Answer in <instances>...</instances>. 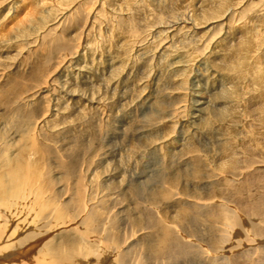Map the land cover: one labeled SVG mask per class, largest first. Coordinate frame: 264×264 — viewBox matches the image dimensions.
<instances>
[{
	"label": "bare ground",
	"instance_id": "1",
	"mask_svg": "<svg viewBox=\"0 0 264 264\" xmlns=\"http://www.w3.org/2000/svg\"><path fill=\"white\" fill-rule=\"evenodd\" d=\"M263 27L264 0H0V87L7 92L21 82L18 90L24 94L15 96L14 103L9 95L2 99L15 109L18 128L0 132V200L25 197L15 218L21 219L25 210L40 214L37 224L31 219L33 228H24L14 215L6 219L0 213V264H157L163 253L193 259V249L199 248H192V236L185 233L199 211L181 209L182 201L196 202L181 192L165 205H171L166 218L172 224L151 230L142 255L133 253L131 240L122 248L107 246L111 223L127 222L122 209L126 197L146 201L154 192L136 171L140 164L131 154L132 142L121 143L124 153L105 142L85 159L69 156L67 164L59 165L62 174L54 175L55 163L60 154L75 152L84 137L94 136V130L111 132L106 128L113 123L120 136L161 135L159 154L173 162L172 171L179 168L177 161L195 158L204 166L224 163L234 141L224 130L229 108L239 106L247 85L251 97L264 98ZM41 61L56 67L35 88L26 76L37 75ZM10 69L20 70L12 80ZM212 135L218 140L212 155L193 149L211 142ZM156 144V139L145 144L142 157L151 158ZM99 163L103 170L96 169ZM128 169L136 171L135 179L125 178ZM43 170L54 171L48 176ZM65 170L74 179L51 192L50 184ZM116 177L135 191L110 187ZM202 180L195 179L196 185ZM78 189L82 201L88 195L82 208L79 203L81 210L106 213L105 219L91 220L94 229L76 231L75 215L52 220L54 213H68L72 199L78 205ZM106 193L116 198L107 212L101 204ZM151 210L159 214L157 208ZM70 222L74 228L56 229Z\"/></svg>",
	"mask_w": 264,
	"mask_h": 264
},
{
	"label": "rangeland",
	"instance_id": "2",
	"mask_svg": "<svg viewBox=\"0 0 264 264\" xmlns=\"http://www.w3.org/2000/svg\"><path fill=\"white\" fill-rule=\"evenodd\" d=\"M8 34H13V29H10ZM7 61H10V59ZM55 67L56 64L54 62L46 63L41 61L37 69L38 74L30 75L27 73L26 78L32 82L31 84L34 85L35 88H38L43 85L42 82L47 78L50 79V77H47V74ZM19 72V69H10L9 80L14 79ZM16 83L17 82H14L11 85H15ZM20 83H18V87H15L16 89L11 88V90L7 92H3L1 90L2 87H0V119H3L2 122H0V125H2L0 127V132H2L3 129L6 131L9 129L14 131L18 128L15 125V120L18 119L15 109L13 106L9 108L8 104L3 105L2 99L5 95H9V98L13 100L14 103L15 96L19 95L18 97H20L24 95L18 90L23 87ZM6 84L7 82L4 83L3 87L6 86ZM247 87L250 88L249 85H247ZM247 87L246 94L242 96L239 106H231L228 111V120L226 121L224 130L234 136V141H232L233 146L226 152V157L223 159L225 161L224 163L218 161L219 163H217L219 165L215 163L213 166H204L195 158V161L192 163L185 160L177 161L176 164L179 168L172 171L173 162L168 159H162L161 154H159L161 150L160 147H162L163 150L161 135L157 133L147 134L144 132L141 134L126 133L120 136L118 129L115 127L116 124L113 123L109 124V127L106 128L112 129L108 134H102L100 128L96 129L94 130V136L84 137L82 139L81 146H78L74 150L75 152H71V150L65 152L64 155L60 154L61 157H59L55 163V171H43L48 176H50L53 171L54 175H57V173L62 174L64 172V167L59 165L67 164L71 160L69 156L85 159L89 157L90 154H94L98 150L104 148L103 144H105V142L109 143L106 145L111 146L113 149L119 148V146L121 147V143L125 140H127L128 145L132 142L129 145L132 149L131 154L140 164V168L136 171H140L141 177L144 176L149 180L151 183V185H149V190L154 188V192L151 198L146 201H142L139 198L137 199L136 196L134 198L126 197V200L123 201L124 206L122 209L125 210L127 222L124 224H119L118 221L111 223L109 231L111 239L107 243L108 247L116 248L120 245L122 248L128 240H131L130 248L133 247V253L142 255L147 249L144 243L149 241V233L151 230L172 224L171 220L166 218L170 215V212L166 210L171 205L169 207L165 205L169 202L172 204L174 192H181L184 193L183 196L193 197V200H196L194 204H192L193 201L191 200H186V202L182 201L180 207L184 211H190L193 208L199 211L197 214V222L192 228H186L188 231L185 233L188 238L192 236L190 238L193 240L189 238L191 242L193 241L192 248H199V250L195 251V249H193V259L191 257L188 261H185L184 258L171 257L163 253V255L161 254L157 257V264H264V98L258 100L259 97H251L250 93L252 90ZM32 90L33 89L29 91ZM262 90H264V88ZM262 90L260 89L258 91ZM24 92L27 94L28 90L22 93ZM20 110L23 112L28 111L25 108H20ZM148 122L149 120L146 119V124ZM140 126L146 125L142 123ZM224 130H220L219 134L223 133ZM97 131L101 134L98 135ZM211 138V142L210 140L201 142L193 149L195 151L196 149L201 150L204 153L212 155L218 140H216V135H212ZM90 139L92 140L90 141ZM155 139L159 144L155 145L157 151L151 149L154 152L153 155H150L151 158L148 156L147 158H143V154L147 155L143 152V150L146 149L145 144L153 143ZM23 141L26 140L24 139ZM88 145L89 147H87ZM120 151L122 150L119 148V152ZM122 153H124V150ZM108 159L109 158L105 156L104 162ZM103 166L104 164L99 163L96 169L103 170ZM136 171L128 169L125 173V178L135 179L132 178V175L136 174ZM69 175H72V173L65 170V174L62 175L60 179H55L54 184H50V191L54 193L59 183H71L74 179V175ZM78 179L81 180L80 177H78ZM195 179L204 180L198 182L196 185ZM139 180H141V178ZM113 181L114 183L111 184L108 182V185L114 189H117L116 185H121L129 194L135 191L133 189L135 186L127 185L118 177ZM77 184H82L81 186L84 187L82 181ZM82 191V189H78L76 192L77 196H75V199L78 201V205H76L75 200L72 199V204L70 205L71 209L68 210V213L64 211V215L60 214L58 217H56L54 213L53 216L55 218H52V220L57 222L60 220L59 218H61V216L62 218L65 217V219L70 220V218H73L75 215V219H77L79 223L78 226L70 222L65 225L61 224L56 229H63L61 227L67 229L70 224L72 228L75 226L76 231L83 228L94 229L96 225L91 220H96L97 218L105 219L106 213H103L100 209H96L94 214H92L93 216L80 209V201L82 202V208L84 201L88 197V195H86L85 200L82 201ZM98 195L100 196L101 193ZM114 197L115 195H110L108 193L101 197V199H105V201L101 203L103 211L107 212L110 207V202L116 199H114ZM14 198L7 197L6 199L0 200L1 215L5 218L14 215V220L23 221H20L21 226L29 228L31 224L30 227L33 228L34 223L37 224V219L40 217V214H36L34 210H30L31 212L29 213L28 210H25L27 214L24 213L21 219L15 218L17 209L19 211L25 197L24 199H22V197H17L18 199ZM2 201L5 205L7 204V211ZM12 205H15V207ZM151 208H157L159 214L157 215ZM71 212L72 214H70ZM77 214L81 219H79ZM36 215L39 217L37 218ZM43 215H41V217ZM33 216H35L34 219L32 218ZM29 217L30 220H27ZM31 219L32 221L35 220L33 221L34 223ZM179 223L180 221H178L176 225ZM185 234L184 236H186ZM78 235L79 234H77L76 237H78ZM151 251L155 250L152 249ZM131 252L132 251L129 253ZM102 261L103 259H101V262ZM179 261H181V263ZM101 264H104V261Z\"/></svg>",
	"mask_w": 264,
	"mask_h": 264
}]
</instances>
